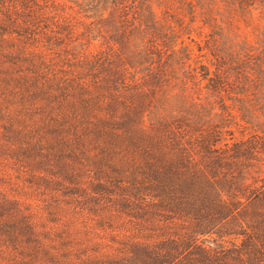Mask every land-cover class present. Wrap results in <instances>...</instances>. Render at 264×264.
Returning a JSON list of instances; mask_svg holds the SVG:
<instances>
[{
	"label": "trees",
	"instance_id": "1",
	"mask_svg": "<svg viewBox=\"0 0 264 264\" xmlns=\"http://www.w3.org/2000/svg\"><path fill=\"white\" fill-rule=\"evenodd\" d=\"M180 3L188 23L209 32L205 64L175 49L186 31L173 10ZM0 8L1 36L41 35L49 43L68 34L71 16L83 22L80 35H106L111 49L85 62L93 81L97 70L103 76L94 100L119 84L115 69L144 70L141 81L157 86L176 81L173 65L181 71L176 115L153 111L140 127L136 106L118 117L123 103L109 100L89 134L103 143L104 159L118 146L142 148L123 186L128 197L117 200L138 229L105 264H264V0H0ZM238 25L251 27V35ZM63 80L56 84L58 114L42 113L59 161L75 157L72 146L83 141L70 130L94 104L86 96L77 105L65 101L70 79ZM10 205L0 202V250L14 230L4 216Z\"/></svg>",
	"mask_w": 264,
	"mask_h": 264
},
{
	"label": "rangeland",
	"instance_id": "2",
	"mask_svg": "<svg viewBox=\"0 0 264 264\" xmlns=\"http://www.w3.org/2000/svg\"><path fill=\"white\" fill-rule=\"evenodd\" d=\"M181 3L172 9L180 14L186 31H179L181 40L175 49L179 53L181 48L188 50L193 62L205 64L208 56L202 46L209 32L200 22L188 23L184 11L179 10L184 7ZM5 13L0 8V15ZM71 17L68 34L49 43L41 35L26 39L0 35V202L11 204L4 216L14 228L11 240L4 239L1 244L0 264H105L115 257L119 244L129 241L138 229L136 220L120 213L117 200L128 197L123 186L129 182L142 148L118 146L113 156L104 159L103 143L89 139V134L97 118L108 113L104 102L109 100L125 105L115 107L118 117L136 106L143 118L137 123L140 127L148 125L153 111L159 115L178 112L181 88L177 76L181 71L175 65L169 73L177 75L176 81L161 86L141 81L139 74L144 70L115 69L114 73L121 75L119 84L107 90L103 99L91 98L103 76L97 70V81H93L90 75L94 74L87 71L85 62L111 47L104 34L92 35L93 40L80 35L83 22ZM41 27L51 28L47 24ZM237 27L251 35V27ZM67 78L65 101L76 104L86 96L94 107L90 103L86 118L70 130L71 134L79 132L83 141L81 147L72 146L75 157L64 154L59 161L60 150L49 129L51 121L42 113L58 114L56 84Z\"/></svg>",
	"mask_w": 264,
	"mask_h": 264
}]
</instances>
